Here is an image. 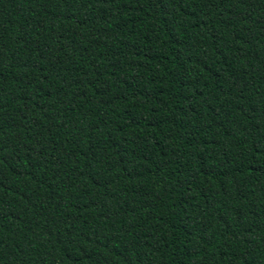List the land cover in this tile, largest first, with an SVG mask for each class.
Segmentation results:
<instances>
[{
  "label": "trees",
  "instance_id": "trees-1",
  "mask_svg": "<svg viewBox=\"0 0 264 264\" xmlns=\"http://www.w3.org/2000/svg\"><path fill=\"white\" fill-rule=\"evenodd\" d=\"M0 264H264V0H0Z\"/></svg>",
  "mask_w": 264,
  "mask_h": 264
}]
</instances>
